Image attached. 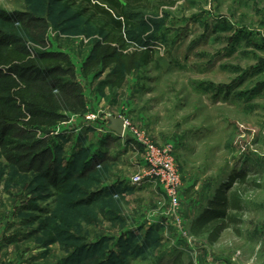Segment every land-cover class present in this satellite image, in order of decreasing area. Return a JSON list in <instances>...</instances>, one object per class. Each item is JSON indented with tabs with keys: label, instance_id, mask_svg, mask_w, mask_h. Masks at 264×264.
<instances>
[{
	"label": "rangeland",
	"instance_id": "rangeland-1",
	"mask_svg": "<svg viewBox=\"0 0 264 264\" xmlns=\"http://www.w3.org/2000/svg\"><path fill=\"white\" fill-rule=\"evenodd\" d=\"M80 7L0 0V14L46 20L48 47L31 46L68 56L94 115L46 129L63 169L56 185L0 155V264H264V0H142L125 8L119 34ZM110 115L171 149L176 215L160 184L131 183L143 149L127 132L110 135ZM92 159L103 161L88 172ZM235 174L259 186L243 193L238 233L209 245L190 223Z\"/></svg>",
	"mask_w": 264,
	"mask_h": 264
},
{
	"label": "trees",
	"instance_id": "trees-1",
	"mask_svg": "<svg viewBox=\"0 0 264 264\" xmlns=\"http://www.w3.org/2000/svg\"><path fill=\"white\" fill-rule=\"evenodd\" d=\"M77 1L81 2V14L100 32L109 29L119 34L129 24L125 8L142 0ZM47 28L43 17L23 12L0 14V155L19 173H34L56 185L63 180V169L57 147H52L46 129L65 121L70 114L84 115L88 108L68 56L58 51H38L31 46L48 47ZM31 55L38 61L57 60L63 65L43 66L23 61ZM92 164L93 159L87 163L88 172L100 163ZM234 182L236 186L232 188ZM258 186L247 181L245 175H230L190 223V233L205 236L210 245L226 229L238 233L243 193ZM104 190L90 193L86 202L94 201ZM171 264L184 263L175 259Z\"/></svg>",
	"mask_w": 264,
	"mask_h": 264
},
{
	"label": "built area",
	"instance_id": "built-area-1",
	"mask_svg": "<svg viewBox=\"0 0 264 264\" xmlns=\"http://www.w3.org/2000/svg\"><path fill=\"white\" fill-rule=\"evenodd\" d=\"M82 116L86 120H91L94 117L93 114L87 115V113ZM123 123L124 129L120 136L124 137L127 132L143 149L144 164L138 167L137 171L130 177L131 183L134 185H142L148 182L160 184L171 202L173 214L176 215V212L179 211V190L182 183L174 165L171 149L158 147L143 131L131 126L125 120Z\"/></svg>",
	"mask_w": 264,
	"mask_h": 264
},
{
	"label": "water",
	"instance_id": "water-1",
	"mask_svg": "<svg viewBox=\"0 0 264 264\" xmlns=\"http://www.w3.org/2000/svg\"><path fill=\"white\" fill-rule=\"evenodd\" d=\"M109 121V128L113 132H115L118 136H120L124 129V123L123 120L120 117H116L113 115H110L108 117Z\"/></svg>",
	"mask_w": 264,
	"mask_h": 264
},
{
	"label": "crops",
	"instance_id": "crops-1",
	"mask_svg": "<svg viewBox=\"0 0 264 264\" xmlns=\"http://www.w3.org/2000/svg\"><path fill=\"white\" fill-rule=\"evenodd\" d=\"M109 132H110V135L111 136H118L115 132H113L112 130H110V128H109ZM99 155V153H96V154H94V156H98ZM141 156H143V154H142V152H141ZM99 157V156H98ZM97 158V157H96ZM100 161H103V160H98V162L99 163H101ZM144 164V162H143V157H142V159H140V160H136V161H134V163H133V165H135L137 168L138 167H140L141 165H143ZM98 165H100V164H98ZM101 166V165H100ZM99 166V167H100ZM212 195V194H211ZM213 196V195H212ZM212 196H210V197H208V200L212 197ZM227 230V229H226ZM225 231V230H224ZM215 243H217V241L215 242ZM208 244V243H207ZM210 245V244H209Z\"/></svg>",
	"mask_w": 264,
	"mask_h": 264
}]
</instances>
